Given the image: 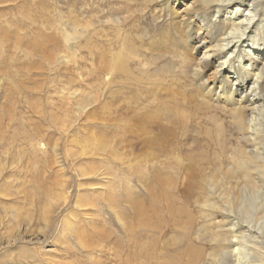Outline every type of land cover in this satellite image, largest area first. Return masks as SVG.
<instances>
[{"label": "rangeland", "instance_id": "rangeland-1", "mask_svg": "<svg viewBox=\"0 0 264 264\" xmlns=\"http://www.w3.org/2000/svg\"><path fill=\"white\" fill-rule=\"evenodd\" d=\"M131 4L130 0H0V139L6 144L1 145L5 150L0 162L9 164L0 174V215L7 216L0 225V264H190L182 254L160 252V240L163 238L161 242H165L164 236L172 234L170 229L173 231L185 227L188 219L196 215L190 204L185 200H177L174 191L165 192L164 187L171 182L177 183L178 187L186 169H192L200 177H208L219 168V164L220 168L225 166L223 162L226 163L228 159L225 158L231 156L232 147L222 142L214 131H210L209 137L205 138L203 128L209 127L210 122L218 117H223L212 110L193 105V92L187 79L178 77V83L170 86L164 82L166 80L162 79L161 74L157 77L160 80L153 78L152 71L146 78L133 73L131 69L126 71V67L122 66L119 68L122 73L106 87L103 86V78L93 73L96 57L102 53L108 55L116 48L129 49L130 44L135 49H141L131 56L137 58L139 53L145 68L150 69L156 64L151 63L149 55L142 51V43H147L142 33L146 31L148 37L151 34L157 37L162 29H153L149 19L143 21L136 17L137 21L141 19L139 23L135 18L129 20L135 11ZM107 12L120 16L123 22L116 24L117 27L112 26L106 21L109 18ZM124 35L127 40L121 42L126 39ZM152 41L153 45L155 40L152 38ZM178 51L166 49L172 57L167 58L166 62L180 64ZM156 61L161 65L160 60ZM185 98L193 102L188 101V104ZM119 118L132 122L126 126ZM105 120H110V124ZM123 123L125 126L121 125ZM139 128L142 129L138 133ZM122 141L125 142L123 147L120 145ZM60 165L66 169L60 170ZM73 169L101 172L97 173V181L86 180L90 185L99 184L98 190L89 192L90 198L86 196L89 199L86 207L75 204L78 193L73 186L65 209L60 207V215L54 213L47 227L39 217V220H33L31 229L25 230L26 227L22 226L18 230L15 227L14 230L8 229L7 224L12 225L13 211L22 213L30 208L40 209L46 200V196L42 195L52 193L55 196L57 190L53 187L54 182L74 177ZM46 172L51 176L48 174L47 177ZM42 175L46 177L42 178ZM86 181L82 182L85 191V185H89ZM73 182L76 184V179ZM81 188L79 194H84ZM100 190L105 192L101 193ZM97 192L106 194V201L96 196ZM149 192L154 194L151 196ZM125 193L130 197L139 195L137 199L143 200L144 209L155 210L152 212L154 215L150 216L154 227L144 233L132 249L122 242L124 239L120 237L116 223V213L120 210L118 200ZM94 196L98 199V211L90 206V199ZM179 206L180 210L177 211ZM114 209L116 213L111 211ZM70 212L73 214L68 216ZM126 213L131 215V212ZM73 215L77 216L76 220H71ZM145 219L136 218L134 223ZM68 223H72L74 232H63ZM74 223L78 224L77 227ZM78 226L83 227L84 231L77 233L81 229ZM157 229L162 230V238L159 239V234H155L156 237L152 239ZM138 232L139 229L133 233L134 237H137ZM54 237L57 239L54 240ZM35 238H40L42 243H37ZM204 249L208 250L206 247ZM40 251H45L42 252L44 256ZM192 255L195 257L196 252Z\"/></svg>", "mask_w": 264, "mask_h": 264}, {"label": "bare ground", "instance_id": "bare-ground-1", "mask_svg": "<svg viewBox=\"0 0 264 264\" xmlns=\"http://www.w3.org/2000/svg\"><path fill=\"white\" fill-rule=\"evenodd\" d=\"M130 1L134 5L133 8H135L134 9L135 11L129 17V20L133 18H135L136 20V17H140L143 21H147L149 19L151 21L150 24L152 25L153 29L155 30L157 28L162 29V31L159 30L160 36L156 37L152 34H151L152 36L150 35L155 40L153 45H152L153 43L152 38H150V36L148 37V33L146 31H143L142 33V38L145 37V40L147 42V43L144 42L142 43L141 45L142 51H144L145 54L149 55V57L151 58L150 60L151 63H156V64H154L150 69L145 68L146 65L144 66V64H142L141 59L143 58L139 56L140 55L139 53L137 58H134L135 56L132 57L135 51L139 49V47H137L138 49H135L132 46L133 44L132 45L130 44L129 49L116 48L113 52H110L108 55L102 53L98 57H96V62L93 63V65L95 66L93 73L97 76L99 74L103 78L102 79L104 82L103 86L106 85L109 86L112 83V81L115 79V77H117L122 73V70L119 69L122 66L126 67L125 68L126 71L131 69L133 73H137L142 77H146V78H149L150 73L152 71L153 78L156 77V80H160L157 79V77L159 74H161V76L163 77L162 79L166 80L164 82H166L170 86H173L175 85V83H178L179 81L178 77H183L187 79L190 85L188 86L189 88H191L193 92L192 94L194 100L193 105L201 109L212 110L215 114H220L223 117V118L218 117L215 121L210 122L209 127L206 126L203 128L205 138L209 137L210 131H214L217 137L222 142H225V144H230L232 147L231 156H227L225 158V160L228 159L227 161H225L226 163L223 162L225 166L224 167L222 166L220 168V164H219V168L208 177L205 176L200 177V174L198 175L192 169L191 170L186 169V171L183 172L185 176L180 179V184L178 187H177V183L174 184L172 182L170 183L169 186L164 187L166 188L165 192L170 193L174 191L173 192L174 195L178 197L177 200H185L188 204H190V207L192 208V212H196V215L194 218L192 217L191 219H188V223L186 224V226L179 230L173 228L174 230L172 231L170 229L171 227H168L171 231L170 233L172 234H169L167 237L164 236V240L166 239L165 242H161V240L163 239L162 238L163 233L161 232L162 230H158V229L153 232L152 239L154 236L156 237L155 234H159L158 238L159 239L162 238L160 240L161 246H159L161 253L174 254V255L182 254L188 258L190 264H264V0H130ZM107 13L109 18L106 21L112 26L113 25L116 26V24L119 25L123 22L120 16H116L112 14V12H107ZM139 21L137 22L139 23ZM130 36L132 35L130 34ZM139 37L141 36L139 35ZM121 39L123 38L121 37ZM125 40H127V37L126 39L121 40V42ZM170 48L176 49V51L180 50L178 51L179 56L181 57L180 64L175 63L174 65V63L172 64L169 61L166 62V60H168L167 58L169 59L172 58L168 54V52H166V49L169 50ZM140 50H138V52ZM66 58H71V57H66ZM157 59L160 60L161 65L156 61ZM148 66L149 65H147V67ZM199 91L201 92V94ZM185 100L187 102L190 101L186 98ZM190 102H193L192 99ZM190 102H188V104ZM112 109L110 110L111 112ZM173 109L174 108H172V110ZM113 112L115 113L116 111L113 110ZM107 120L105 121L107 122ZM110 120L107 123L110 124ZM126 120H124L123 118L120 119V121L125 122L126 126L127 124L132 122V120H130V122ZM125 124L123 123L121 125L125 126ZM132 125H130V127ZM136 127L137 126H135V129ZM141 129L139 128L138 133ZM176 137H178V135ZM124 138L127 137L124 136ZM157 139L158 138H156V140ZM123 140L126 142V139ZM122 142L120 145H122L123 147V144H125V142L124 143ZM7 144L9 145V143ZM134 144L135 143H133V146L135 147ZM161 144L162 143H160V145ZM171 144L174 145L173 143ZM1 145H6L2 143V139H0V156H3L4 155L3 150L5 149ZM158 146L159 145H157V147ZM158 149H160V146L158 147ZM121 151H123V149ZM77 157L78 156H76V158ZM131 157H133V155ZM52 159L55 160L57 158L55 159L52 158ZM128 159L130 161L132 160L131 158ZM80 161L79 162L77 161V163H80ZM0 165H1L0 174H2L5 171L6 166L9 167V164L8 162H6L5 164H1L0 162ZM153 165L154 164H152V166ZM83 167L86 168L87 166L85 165ZM74 168L76 167L74 166ZM92 168L94 167L92 166ZM202 168L203 167H201V169ZM59 169L62 170L66 168L64 165H60ZM73 170L74 173L72 174L75 175L74 177L71 176L69 178H63L60 180H56L54 182L53 187L55 188V190H57L56 191L57 194H55V196L51 195L52 193L50 195H48L47 193H44V195H42V197L46 196L44 197L46 198V200L43 203V205L40 207V209L34 210L33 208H30L27 210H23L22 213L19 211H13L11 213L12 225L11 223L10 225L7 224L8 229L14 230L15 227L16 230H18L20 226L26 227L25 230L31 229L34 223L33 220L35 218H38L39 220V217L42 218V219L40 218V220H42L43 224L47 227L54 213L58 215L60 207L62 208L64 207L65 209L68 198L73 193L72 192L73 186H75L76 193H78V196H76L77 200L75 204L76 205L79 204L80 207L83 208L86 207L85 206L86 201L89 200L87 199V197H89L88 196L89 192L90 191L95 192L96 190H98L97 186H99V184L95 185L94 183L93 185H90V183H88L89 181L87 182L86 180L93 179L94 181L95 178L99 176V174L97 173H101V172L97 170H95V172L93 173L92 171L89 172L82 169L77 171L76 169ZM63 173L60 171V174ZM48 174L49 176H51L50 173H47L46 174L47 177ZM57 175L58 174H56V176ZM43 177L44 176L42 175V178ZM100 177H102V175ZM74 179H76L77 185L74 184L73 182ZM83 181H86L87 184H89V185H85L86 191L83 188L84 185H82ZM45 185L48 186L47 182H45ZM105 185H107V183H105ZM80 188L85 191L84 194H79ZM0 190L2 191V189ZM51 190L52 189H50L49 191ZM6 191L9 190L6 189ZM103 191L101 193L105 192ZM151 192H149V195ZM101 193L97 192L96 196L99 195L98 197H100V199L102 198L103 200H105L104 196L106 194H101ZM133 193L131 192L132 195ZM37 194L35 193V195ZM153 194L154 192L151 193V196ZM91 197L93 196L91 195ZM138 197L135 196L130 197L125 193L118 200L119 209H120L118 210V213L115 212V209L111 210L113 213H116V223L117 226H119L117 228H119L120 230V237L124 239L122 242L126 243L129 248L131 247V249L133 245H136L139 242L140 238L144 233L148 232L150 229L154 227V222H152L153 220L151 221L150 219V216L153 214L152 212L155 211L154 208L153 209L151 208L154 206L152 205L153 203H151L152 206L150 205L151 206L150 208L152 209V210L150 209L151 210L150 213L149 209H148L149 211L146 210L147 209L146 206H145L146 209H144V205L142 203L143 200L137 199ZM90 200L92 204L90 205L92 207L91 209L94 208V211H98L97 208L99 207L96 208V202H97L96 200L98 199L95 197ZM152 200L155 201V197H153ZM147 207L149 208V206ZM179 210H180V206L177 208V211ZM126 211L131 212V215L130 216L129 214L126 215L127 214ZM184 212L190 213L188 210H184ZM70 213L71 214H69L68 216L73 214V212ZM74 214H76V212H74ZM75 217L71 218V220L75 219ZM141 217H145L146 219L144 221H139L137 223H134L136 218H139L140 220ZM5 218H7L6 214H4V217L0 215V225H2L3 220ZM75 220H73V222ZM63 221L65 226L66 219ZM86 221L87 220H85V222ZM40 225L42 224H39V226ZM75 225L77 227L78 224ZM46 227L44 228L46 229ZM79 228H81V226ZM72 229H73L72 223H70V225L68 223L66 228H63V232L66 231L71 233L73 231ZM137 229H139L138 235L137 237H134L133 233H135ZM81 230L84 231L83 227L80 230H78L77 233ZM55 233L56 232H54V234ZM7 235L8 234H6V236ZM84 235L86 237V234ZM80 236L82 237L83 235ZM60 237L66 238L65 236H61V235ZM2 238H4V236H2ZM40 238H35V239L37 243L41 244L42 242ZM53 239L55 240L57 238L54 237ZM60 239L61 238H59V240ZM66 240L64 241L67 243L68 241ZM155 240H157V238L154 239V241ZM60 244L62 243L60 242ZM70 244L71 243H69V245ZM69 245L66 244L65 246L69 247ZM205 247L208 250H205L204 249ZM50 250L52 252V249ZM42 252L45 253V251ZM42 252L41 254L42 256H44ZM193 252H196L195 257H193L192 255ZM46 257L47 256H45V258Z\"/></svg>", "mask_w": 264, "mask_h": 264}]
</instances>
